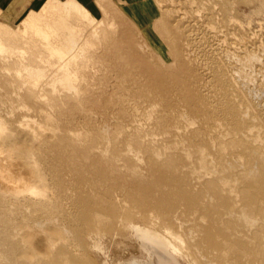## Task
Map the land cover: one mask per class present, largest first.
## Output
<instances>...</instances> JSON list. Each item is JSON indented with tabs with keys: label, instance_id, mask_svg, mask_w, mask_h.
<instances>
[{
	"label": "rangeland",
	"instance_id": "rangeland-1",
	"mask_svg": "<svg viewBox=\"0 0 264 264\" xmlns=\"http://www.w3.org/2000/svg\"><path fill=\"white\" fill-rule=\"evenodd\" d=\"M100 7L96 13L75 0H48L17 25L0 20V179L15 186L8 175H26L40 188L37 194L0 195L46 203L15 207L0 200L14 247L22 246L28 231L34 245L51 239L46 264H257L245 238L235 239L243 252L224 250L227 230L218 221L234 220L248 238L259 228L264 237V0H100ZM24 67L43 72L29 94ZM59 68L74 74L73 89L53 81ZM60 96L71 105H62ZM38 102L44 108L51 103L61 120L87 114L105 134L130 133L128 142L142 152H130L124 162L147 174L141 155L150 152L167 168L153 172L155 191L143 199L141 187L125 195L110 188L106 210L88 205L74 215L54 208L47 168L30 146L43 150L45 144ZM60 135L58 130L51 139ZM20 147L23 156L17 155ZM62 175L65 183L72 179L70 169ZM182 178L197 199L173 194ZM153 192L171 211L150 198ZM132 223H153L179 248L160 240L142 248ZM51 228L75 229L86 262L61 249L56 237L52 241Z\"/></svg>",
	"mask_w": 264,
	"mask_h": 264
},
{
	"label": "bare ground",
	"instance_id": "bare-ground-1",
	"mask_svg": "<svg viewBox=\"0 0 264 264\" xmlns=\"http://www.w3.org/2000/svg\"><path fill=\"white\" fill-rule=\"evenodd\" d=\"M130 4H131V2H130ZM141 4H142V2H141ZM143 7L145 9L146 6H144V4H143L142 8ZM142 8H141V10H142ZM140 12H142V11H140ZM144 12H146V10H144ZM106 14L107 13L105 12V15ZM146 14H148V13L146 12ZM151 15H154V14H151ZM133 17H134V15H133ZM129 18H131V17H129ZM149 19H150V16H149ZM147 20L148 19H146V21ZM148 21H150V20H148ZM170 21L171 20H169V22ZM173 21H175V20H173ZM142 23H144V22H142ZM177 23L179 24V22H176V24ZM150 26L151 25H149V28H150ZM144 28H146V25L144 26ZM184 28L182 29V31L184 30ZM211 29H212V27H211ZM140 30H139V32H141ZM172 31H174V30H172ZM150 32L153 34L155 31L154 32L150 31ZM175 33H176V31H175ZM185 33H186V31H185ZM200 33H199V35H200ZM140 34H143V38H146V37H144L145 32L144 33L141 32ZM152 34H151V36H152ZM154 36H155V34H154ZM174 37L176 38V36H174ZM178 37H177V39H178ZM148 38H149V36H147V39ZM184 40L187 41L186 38ZM184 40H183V42H182V40L179 41V42H182L181 45L182 44L184 45V42H185ZM151 42H153L152 39H151ZM211 45H213V44H211ZM178 49H180L179 45H178ZM219 50H220V48H219ZM182 53H183V51H182ZM186 61H188V59ZM194 67H193L192 71L195 70ZM24 69H25V72H27L26 75L24 76V82L28 86L27 94H29L30 92H32L33 89H35L38 86L39 79L42 76L43 72L39 69H32L29 67H24ZM200 73H202V72H200ZM187 75H189V73ZM196 75H194V76H196ZM191 76H192V78L194 77L193 75H191ZM196 77H198V76H196ZM73 78H74V74L71 72V70L59 68L58 71L54 74L52 79H53V81H55V80L62 81L64 84L67 85V87L69 89H73V87H75ZM209 78H207V79H209ZM195 79H197V78H195ZM196 84H198V83H196ZM18 94L20 97V93H18ZM22 97H23V94H21V102L20 103L25 106V105H27V102L22 100ZM43 97H46V96L43 95ZM60 102L62 105H67V104H68V106L71 105V103H69V101H67V98H63L61 96H60ZM36 105L39 108V110H41L43 112L44 118H45L44 123L41 125V129H43V130L46 129L47 131L44 133L45 144H43V148H44L43 150H41V146L39 144H36V143L31 142L30 146L31 147L33 146V147H35V149L37 148L39 150V156H40L39 160L47 168V171H48L47 173L49 174L48 179H49V181L53 187V191L55 194L54 208L67 209L69 211V213L70 212L72 214L74 213V215L78 214L80 211H82L84 206H88V205H91V206L93 205L96 207H100L102 210H106L107 200H105L104 192L110 188L112 191H117L118 193L125 195L130 190H135V189L137 190L138 187L139 188L141 187L144 189V191H143V193L139 192L137 195L143 199L144 198L148 199L147 191H149V192H150V190L155 191L154 188H156L158 186V183L155 180V176L153 175V172L155 170H167V168L165 166H161L160 163H158L156 161H152L150 152H147V153L141 155L143 158H144V155L146 156L145 165H146V169L148 172L147 174H144L143 171H141L136 165L124 162L125 158L128 156V154L130 152H133V153L136 151L142 152V150L140 148H138L137 146L128 142V139L131 135L130 133L122 132L121 134H115V133L114 134L112 133V135L111 134H105L102 132L104 130V128L97 127L99 122H96L95 119L87 116V114H81L79 117L74 116L72 119H68L67 117H65L63 120H61L57 116V112H55L54 107L51 105V103H49V107H46V108L41 106L39 104V102L36 103ZM73 105H75V104H73ZM79 119L84 120L86 122L84 124H79V122H80ZM39 127H40V125H39ZM33 128L35 129V127H33ZM58 130L61 132L59 139L56 141L52 140L51 137ZM26 134H29V133L26 132ZM103 140L105 142H103ZM50 146L53 147L54 151H48V147H50ZM25 151H26L25 148L20 147L17 151V155L23 156ZM121 165H123V166H121ZM167 167H169V165H167ZM64 168L70 169V171L72 172V179L68 183L64 182V175H62V170ZM13 177H14V179H17V180L15 181L13 179ZM7 179H9L10 181L12 180V183H15V186H13L12 184H8L7 180L4 181V180L0 179V190H5L7 192H12L14 194L20 193V192H25V191L29 192L30 194L39 193L40 188L37 189L35 187L34 182L31 181V179L26 178V175H8ZM133 186H135V187H133ZM188 188L189 187L186 183V178H182V181H181L180 185L178 186L177 191L173 192V194L183 195V194L189 192V196H190L189 199H197L199 196L198 192L195 190H192V189L190 190ZM247 192H249V191H247ZM261 193H264V190ZM263 196H264V194H263ZM14 198H16V195H14V197H12L10 199L7 198L6 195H0V200H2L3 202L5 200H9V201L11 200V202L15 204V207L33 206L34 203L40 205L41 208L46 207V203L44 205H42L43 201L41 203H40V201H37V202L31 201V200L26 199V196L17 199V201H14ZM150 198H152V200H155L156 202L162 203L165 207L164 210L171 211V206H168L165 204V201L162 199L161 195L157 197V194H155ZM141 201H143V200H141ZM142 204H143V202H142ZM229 210H226V214ZM2 214H3V212L0 211V244L5 245V247L2 246V250H0V264H46L45 261L47 260L48 251H49L47 249L49 248V244H50L51 239L46 240L48 242H45V245L41 241L38 242V245H34L32 243V241L30 240L31 238L29 239V233H27L28 231H24V233H26V239L22 243V246L14 247L15 244L12 242V238H10V237H12L11 236L12 231H11V229L5 227V225H4L5 221L2 218ZM107 217L111 218L109 213H108ZM105 219L106 218L104 217V220L102 219V221L105 222ZM71 220L73 221L74 219H71ZM98 221H101V220L98 218ZM218 223L223 225L224 228L227 230V232L225 234L226 235V238H225L226 242L224 243L225 245L223 246L224 250L226 252H228L234 256L238 252H240V253L243 252L244 248L242 249L240 244H238L235 241V239L237 238L239 240V238H242V239L245 238L253 246V250H254L255 254L257 255L256 256L257 264H264V256H263V254H264V237H263L262 233L260 232L261 230H259V228L254 229L252 231L250 237L248 238V237H246V235L243 231H240L237 228L238 224L234 220L228 219L226 221H218ZM131 227H132L134 234L137 233L140 235L139 236L141 238L140 241L143 242L144 247L142 246V248H144V249H146V248H148L149 250L152 249V247H149L148 242L149 241L151 242L154 240H157V241L160 240V242L164 243V245H171L172 248L173 247L177 248V249L179 248L177 243H175L176 239L174 237H172L167 232L159 231L154 226L153 223H151L150 225H148V224L142 225V224H138V223H132ZM41 228H43V227H41ZM57 229H59V227ZM57 229L54 228L50 231H47L48 229L47 230L44 229V230H46L48 233H50V238H53L52 241H54V237H56V239L58 240V243H59V247L61 249L65 250V251L72 252L79 261L86 262L85 257L81 254L82 249L80 248V240H79L78 235L75 232V229H71V230L64 229L66 231L63 230V232L58 231ZM42 238H44V237H42ZM36 243H37V241H36ZM3 248H5V249H3ZM148 249H146V250H148ZM156 249H157V247L155 248V250ZM9 250H10V252H9ZM155 250L153 248V251H155ZM175 251H174V253H175ZM148 252H150V251H148ZM40 253L42 256L41 255L38 256V254H40ZM244 254H246V253H244ZM32 257H35L33 261H32ZM137 264H143V263H137Z\"/></svg>",
	"mask_w": 264,
	"mask_h": 264
},
{
	"label": "crops",
	"instance_id": "crops-1",
	"mask_svg": "<svg viewBox=\"0 0 264 264\" xmlns=\"http://www.w3.org/2000/svg\"><path fill=\"white\" fill-rule=\"evenodd\" d=\"M48 0H0V20L9 25L19 24L31 11L39 10ZM88 10L100 13V0H75ZM114 3L115 0H102ZM126 0H123L125 2ZM122 0H118L121 3Z\"/></svg>",
	"mask_w": 264,
	"mask_h": 264
}]
</instances>
